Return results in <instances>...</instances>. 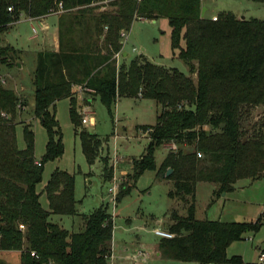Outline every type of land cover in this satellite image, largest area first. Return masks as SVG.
Listing matches in <instances>:
<instances>
[{
  "label": "trees",
  "instance_id": "trees-1",
  "mask_svg": "<svg viewBox=\"0 0 264 264\" xmlns=\"http://www.w3.org/2000/svg\"><path fill=\"white\" fill-rule=\"evenodd\" d=\"M95 1L0 0V62L8 64L20 57L19 50L4 39L11 22L23 11L38 17L63 8L60 48L38 51L33 79V110L49 135L41 159L35 154L31 123L21 121L26 145H18L15 118L20 96L0 82V264H11L3 256L12 250L20 251L17 264H110L113 214L101 205L83 214V230L71 231L49 216L77 212L74 174L53 170L43 189L49 208L43 205L38 189L45 161L64 150L57 100L70 97L72 118L76 124L82 122L76 85L100 94L110 110L117 95H140V91V96L162 105L157 123L148 128L145 152L134 160L132 182L121 185L117 193L119 200L141 173L157 168V146L172 140L180 145L168 151L159 171L172 168L166 177L173 179L174 188L168 193L183 201L186 213L172 210L169 230L174 235L161 238L162 254L198 264L241 263V255L229 256L228 247L248 231H258L263 222L197 217L196 184L199 180L215 182L220 194L233 190L240 178L264 177V125L246 128L242 121L245 105L264 104V19L242 18L231 10L207 17L202 15V0H110L114 7L100 12L94 11ZM162 16L172 26L173 47L179 48V56L191 65L196 77L145 56L118 63L115 53L124 46L121 30H129L136 17ZM102 35L106 52L98 45ZM79 134L89 163L102 157L104 176L111 178L109 156L100 155L106 138L85 128Z\"/></svg>",
  "mask_w": 264,
  "mask_h": 264
},
{
  "label": "rangeland",
  "instance_id": "rangeland-1",
  "mask_svg": "<svg viewBox=\"0 0 264 264\" xmlns=\"http://www.w3.org/2000/svg\"><path fill=\"white\" fill-rule=\"evenodd\" d=\"M110 0H96L94 11L100 12L106 8H113ZM207 7L205 15L215 17L222 10H231L239 17H257L264 19V1L256 0H203ZM215 14V15H214ZM46 29L38 20L30 18L25 11L21 12L17 20L11 22L6 37L20 53L18 61L13 64L0 62V74L4 80L1 84L21 94L15 120L17 140L20 147L26 145L24 137V122L31 123L35 130V154L38 159L46 151L48 130L33 110L34 74L37 62V51L45 47L46 39L53 45V37L57 31L59 20L57 15L51 14L44 19ZM36 27L37 31H34ZM128 38L123 49L131 58L145 57L165 65L176 68L186 74H192L191 65L179 56V48L172 45V26L167 17L157 19L137 18L131 28L127 30ZM182 30L181 44H185ZM47 35V36H46ZM103 52L107 47L103 40L99 41ZM134 47L138 49L135 50ZM122 56V55H121ZM121 56L116 57L121 63ZM120 60V61H119ZM78 97V96H77ZM26 98V99H25ZM92 101H89V99ZM80 117L88 120L76 124L72 118L70 97L58 100L56 116L59 121L64 150L54 159L45 161L43 179L38 184L42 191L41 201L49 208V199L44 187L56 168L65 169L75 176V196L77 212L73 214L52 212L49 218L62 224L71 231L84 229L83 214L90 213L95 208L104 205L113 214L114 231L112 239L113 264H192L181 260L168 259L158 255L156 246L161 236L155 233L156 228L166 229L171 221V212L178 209L186 213V207L181 199L171 197L169 190L174 188V181L159 171L160 165L170 150L167 144H161L155 149L157 168H148L136 179L132 188L119 200L117 193L121 185L132 182L133 164L145 152L150 140L148 128L153 127L162 111V105L156 100L140 95L120 94L114 99L111 110L100 94L93 97L86 92L77 99ZM24 102L26 104H24ZM27 105V106H26ZM243 125H264V104L245 105L243 108ZM85 128L106 138L101 156H109L112 176H104V161L98 157L90 164L83 150L79 130ZM182 147V146H181ZM188 149V145H183ZM115 177H117L115 181ZM114 181L117 185L116 201L110 186ZM216 183L199 181L196 188V216L199 218H214L224 221H255L264 222V177L252 179L243 177L236 181L235 188L220 195L215 194ZM247 237V238H246ZM264 243V223L257 232H247L242 239L235 240L228 247V255L241 254L246 264H264L259 260L257 245ZM144 249L149 253L147 260L134 261V256ZM7 262L17 264L20 251L12 250L3 256ZM223 264H233L225 262Z\"/></svg>",
  "mask_w": 264,
  "mask_h": 264
},
{
  "label": "crops",
  "instance_id": "crops-1",
  "mask_svg": "<svg viewBox=\"0 0 264 264\" xmlns=\"http://www.w3.org/2000/svg\"><path fill=\"white\" fill-rule=\"evenodd\" d=\"M203 1V0H202ZM206 9H207V7H205ZM206 9H205V12H206ZM61 13H62V11H60V10H58V9H56V10H53L52 12H49V13H47V14H45V15H41V16H38V17H30L29 15V17L30 18H34V19H36V20H38V22L40 23V25L41 26H43L45 29L48 27L46 24H45V22H44V19L47 17V16H49V15H51V14H55V15H57V17H58V20H59V18H60V15H61ZM218 14V13H217ZM215 15V14H214ZM238 15V14H237ZM239 16V15H238ZM137 18H144V17H136L135 19H137ZM134 19V20H135ZM134 22V21H133ZM11 26V25H10ZM10 28V27H9ZM8 28V29H9ZM36 28V27H35ZM106 29H107V27H105V30L104 31H106ZM35 32L37 31V29L36 30H34ZM7 32V31H6ZM6 32L4 33V39H5V41L6 42H8V43H10V41L8 40V38L6 37L7 35H6ZM129 35V34H128ZM47 36V35H46ZM96 37H97V35H95ZM103 35L98 39V45L100 46V43H99V41H101V40H103ZM53 45H51L50 43H48V39H46V43H45V47H43L42 49H40V50H48V49H50V50H59V48H60V39H59V24H58V27H57V31L55 32V34H54V37H53ZM10 44H12V43H10ZM13 45V44H12ZM40 50H38V51H40ZM38 51H37V53H38ZM122 55L124 56H121V62L122 61H126V60H128V55H129V53L127 52V51H125L124 49H123V51H122ZM36 56H37V54H36ZM18 61V60H17ZM120 61V60H119ZM20 66L22 65V62L21 61H18L17 62ZM74 90H75V94L78 96V98H80L83 94H85V92L88 94V95H90V96H94V94L93 93H90V92H87L86 90H84L83 89V86H81V85H76V86H74ZM19 96L21 97V98H24L21 94H19ZM26 99V98H25ZM62 99V98H61ZM60 100V99H59ZM89 101H92V99L90 98L89 99ZM57 102H58V100H57ZM57 102H56V104H57ZM24 104H26L25 102H24ZM27 106V105H26ZM38 159V158H37ZM165 174V176L167 175V173H164ZM252 179H254V178H252ZM256 179H260V178H256ZM199 181H207V180H199ZM198 181V182H199ZM212 182V181H211ZM215 183V182H214ZM196 188H197V184H196ZM218 188V184L216 183V189ZM216 189H215V194L216 195H220V194H217L216 193ZM222 194H225V193H222ZM261 220V219H260ZM172 221V220H171ZM171 221H170V223H171ZM263 222V221H262ZM169 223V224H170ZM264 223V222H263ZM262 223V224H263ZM261 228V227H260ZM166 230H169V226L166 228ZM249 232V231H248ZM250 232H257V231H250ZM156 233V232H155ZM157 234V233H156ZM159 235V234H158ZM161 236V235H160ZM161 237H163V236H161ZM247 238V237H246ZM257 251L260 253L261 251H264V243H262V244H258L257 245ZM144 250V249H143ZM156 250H157V254L158 255H160V256H163V257H165V258H168V259H173V258H169V257H166L165 255H163L162 254V251H161V249H160V246H159V243H158V245L156 246ZM147 253V252H146ZM149 253H147V255H146V257L144 258V259H142V260H147L148 259V257H149ZM239 255H241V254H239ZM241 257H242V259H243V261L241 262V263H233V264H246L247 262L244 260V258H243V256L241 255ZM175 260H178V259H175ZM182 261V260H181ZM186 262V261H185ZM187 262H192V264H198L197 262H194V261H187ZM115 264H118L117 262L115 263ZM208 264H214V263H208ZM223 264V263H222Z\"/></svg>",
  "mask_w": 264,
  "mask_h": 264
},
{
  "label": "built area",
  "instance_id": "built-area-1",
  "mask_svg": "<svg viewBox=\"0 0 264 264\" xmlns=\"http://www.w3.org/2000/svg\"><path fill=\"white\" fill-rule=\"evenodd\" d=\"M8 9L9 10H13V5H9L8 6ZM60 11L63 10L62 8V5L60 6V8L58 9ZM217 17V15L215 16V18ZM34 30H36V28L34 27ZM121 35H122V41H123V44L126 42V39L128 38V33H127V30L125 29H122L121 30ZM135 50H137L138 48L137 47H134ZM122 49L117 51L115 53V57H120L122 55ZM4 78L2 76V74H0V82L3 81ZM140 95H141V91H140ZM87 112H85V116L82 117V121L83 122H86L88 120V112L89 110L86 109ZM3 114H5V112H3ZM167 146L169 147L170 150H178L180 145L172 140L168 143H166ZM198 155L201 156L202 155V152L199 151L198 152ZM40 163V162H39ZM117 177H115V181L117 180L116 179ZM114 181L113 185L110 186V191L114 193V196H113V200L114 202L116 201V191H117V185H116V182ZM1 217H2V214L0 212V245H1V242H2V238H3V231H2V228H1V224H2V220H1ZM21 228L24 229L25 228V225L23 223L20 224ZM155 232L163 237H172L174 235L173 232H171L170 230H166V229H162V228H156L155 229ZM33 254H35V251H32ZM147 253L145 250L141 249L133 258H134V261L138 262L140 259H144L146 257ZM111 257H113V253L111 255ZM259 260L264 262V251H261L259 253ZM111 264H113V262L111 261Z\"/></svg>",
  "mask_w": 264,
  "mask_h": 264
},
{
  "label": "water",
  "instance_id": "water-1",
  "mask_svg": "<svg viewBox=\"0 0 264 264\" xmlns=\"http://www.w3.org/2000/svg\"><path fill=\"white\" fill-rule=\"evenodd\" d=\"M205 9H206L205 6H203V8H202V15L205 14ZM242 18H245V16L243 15ZM171 171H172V168H168V170H167L166 173L169 174Z\"/></svg>",
  "mask_w": 264,
  "mask_h": 264
}]
</instances>
